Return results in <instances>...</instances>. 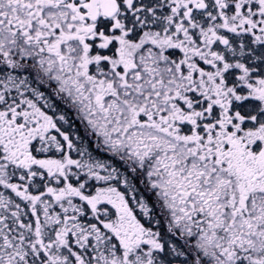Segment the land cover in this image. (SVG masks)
<instances>
[{"label": "snow or ice", "instance_id": "6c2138e0", "mask_svg": "<svg viewBox=\"0 0 264 264\" xmlns=\"http://www.w3.org/2000/svg\"><path fill=\"white\" fill-rule=\"evenodd\" d=\"M0 264H264V0H0Z\"/></svg>", "mask_w": 264, "mask_h": 264}]
</instances>
